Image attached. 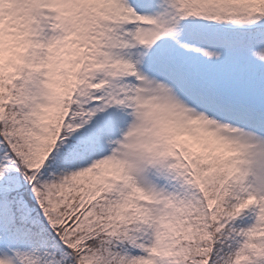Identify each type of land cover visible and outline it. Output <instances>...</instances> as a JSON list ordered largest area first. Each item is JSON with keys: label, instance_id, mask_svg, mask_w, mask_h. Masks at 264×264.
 <instances>
[{"label": "snow or ice", "instance_id": "snow-or-ice-1", "mask_svg": "<svg viewBox=\"0 0 264 264\" xmlns=\"http://www.w3.org/2000/svg\"><path fill=\"white\" fill-rule=\"evenodd\" d=\"M0 264H264V0H0Z\"/></svg>", "mask_w": 264, "mask_h": 264}]
</instances>
